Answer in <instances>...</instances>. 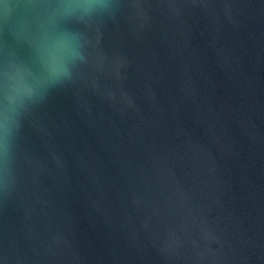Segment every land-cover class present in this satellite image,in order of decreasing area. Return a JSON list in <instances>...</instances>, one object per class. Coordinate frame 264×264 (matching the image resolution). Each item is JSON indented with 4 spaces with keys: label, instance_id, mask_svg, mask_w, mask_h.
<instances>
[{
    "label": "water",
    "instance_id": "obj_1",
    "mask_svg": "<svg viewBox=\"0 0 264 264\" xmlns=\"http://www.w3.org/2000/svg\"><path fill=\"white\" fill-rule=\"evenodd\" d=\"M68 26L88 63L20 110L0 264H264V0ZM15 62L34 53L0 29V83Z\"/></svg>",
    "mask_w": 264,
    "mask_h": 264
},
{
    "label": "clouds",
    "instance_id": "obj_2",
    "mask_svg": "<svg viewBox=\"0 0 264 264\" xmlns=\"http://www.w3.org/2000/svg\"><path fill=\"white\" fill-rule=\"evenodd\" d=\"M116 0H0V29L34 53V63L15 62L0 83V172L12 173L14 139L25 101L44 103L47 87L73 78L87 64L82 34L68 25L109 15ZM43 76L38 79L36 72Z\"/></svg>",
    "mask_w": 264,
    "mask_h": 264
}]
</instances>
